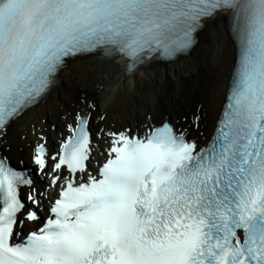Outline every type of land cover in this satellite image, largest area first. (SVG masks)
<instances>
[{
    "label": "snow or ice",
    "instance_id": "6c2138e0",
    "mask_svg": "<svg viewBox=\"0 0 264 264\" xmlns=\"http://www.w3.org/2000/svg\"><path fill=\"white\" fill-rule=\"evenodd\" d=\"M221 16L232 18L239 60L211 133L199 116L109 132L92 175L89 104L50 157L71 178L23 239L40 199L0 155V264H264V0H0V145L69 60L102 53L134 75L190 50ZM48 159L39 144L40 173Z\"/></svg>",
    "mask_w": 264,
    "mask_h": 264
},
{
    "label": "bare ground",
    "instance_id": "6f19581e",
    "mask_svg": "<svg viewBox=\"0 0 264 264\" xmlns=\"http://www.w3.org/2000/svg\"><path fill=\"white\" fill-rule=\"evenodd\" d=\"M199 40L188 57L163 66L153 65L143 75H127L123 67L107 59L70 61L43 106L24 114L8 129L5 139L10 147L6 154L12 159L22 158L29 165L30 147L41 142L39 134L51 144L66 124L74 122L76 113L87 111L92 103L97 108L92 112L90 127L95 126L106 135L104 126L118 131L126 127L142 130L144 124L159 123L166 116L173 123L186 126L192 114L200 117L202 131L211 133L223 105L235 55L226 17L208 23ZM130 77L133 82L128 80ZM113 83L117 87L110 90ZM105 97L109 102L103 106ZM101 115L105 120L95 124ZM183 118L187 119L185 124ZM19 147H23L22 151Z\"/></svg>",
    "mask_w": 264,
    "mask_h": 264
},
{
    "label": "rangeland",
    "instance_id": "374dc122",
    "mask_svg": "<svg viewBox=\"0 0 264 264\" xmlns=\"http://www.w3.org/2000/svg\"><path fill=\"white\" fill-rule=\"evenodd\" d=\"M141 74H142V73H141ZM112 76H113L114 80H117V81H118L119 78H118V75L115 74V72H113ZM116 77H117V78H116ZM128 80L131 81V82H133V79L131 80V79L128 78ZM114 84H115V83H113L112 86L109 87L110 90L112 89V87H114V88L117 87V86L114 85ZM114 91H115V90H113L112 92H114ZM109 97H110V96H109ZM107 98H108V97H105V99H107ZM149 98L151 99V98H153V96H151V97H149ZM152 100H153V99H152ZM105 101L108 102L107 100H104V101L102 102L103 106H105V104H106Z\"/></svg>",
    "mask_w": 264,
    "mask_h": 264
}]
</instances>
